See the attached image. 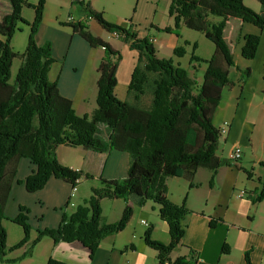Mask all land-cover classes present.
Segmentation results:
<instances>
[{
  "label": "trees",
  "instance_id": "trees-1",
  "mask_svg": "<svg viewBox=\"0 0 264 264\" xmlns=\"http://www.w3.org/2000/svg\"><path fill=\"white\" fill-rule=\"evenodd\" d=\"M7 1L9 10L0 17V262L31 255L43 236H49L55 243L79 241L92 254L106 235L120 232L127 225L133 213V199L137 205H143L146 200L155 203L159 218L168 227L167 243L152 238L151 226L143 234L144 242L156 251V264H195L196 253L191 250L187 258H170V253L181 244L185 234L182 220L190 210L184 202L175 203L168 198L167 180L172 176L183 177L193 187L192 180L199 167L215 172L221 165L230 164L228 158L217 154L222 133L212 118L223 88L233 86L229 68L234 66L242 78L250 74V67L241 69L235 63L233 47L238 40L242 41L239 53L243 59H252L257 53L260 35L243 34L241 25L248 22L264 32V0H257L261 5L259 12L248 8L243 0H169L168 15L175 29L183 25L199 31L214 44L211 56L203 60L206 68L200 81L171 59L159 58L150 36L139 37L136 32L107 21L103 12L91 7L89 1L70 0L84 8L86 16L82 20L69 17L66 24L91 47L104 50L97 65L96 107L90 114H77L72 100L59 92L55 80L49 79V69L55 61L51 44L49 41L38 44L35 39L45 0H38L35 5L26 0ZM23 5L34 9L30 22L21 14ZM90 19L137 52L127 89L129 100H121L114 93L121 54L91 32ZM18 22L29 25L22 53L10 45L13 34L20 29ZM173 52L181 55L184 50L176 46ZM17 55L21 63L10 81L11 64ZM147 92L149 102L143 104L141 100ZM101 126L105 128V135ZM60 144L96 152L124 151L130 163L123 177H99L98 185L91 188L84 203L63 213L56 227L36 229L32 239L28 209L19 206V212L10 220L22 228L23 236L11 249L26 248L17 258H6L7 234L2 220L6 218L4 206L19 158L28 157L36 165L23 180L29 192L43 187L50 176L71 185H77L81 177L92 178L89 173L59 162L56 148ZM212 178L213 175L210 184ZM263 195L264 189L255 193L253 201H259ZM105 197L125 200L116 221L101 219L100 201ZM216 222L217 219L211 218L209 226L213 227ZM228 248L224 242L220 253H227ZM244 259L252 264L248 251L244 252ZM45 264L67 263L50 257Z\"/></svg>",
  "mask_w": 264,
  "mask_h": 264
},
{
  "label": "crops",
  "instance_id": "crops-1",
  "mask_svg": "<svg viewBox=\"0 0 264 264\" xmlns=\"http://www.w3.org/2000/svg\"><path fill=\"white\" fill-rule=\"evenodd\" d=\"M68 1L70 2V0ZM70 4L73 3L70 2ZM250 6L256 9V5L250 3ZM259 10L258 8V12ZM81 18L84 19V16ZM214 19L216 20L217 18ZM92 21V19L88 20L90 28H92V26L94 27ZM180 27L184 26L181 25ZM241 30L243 34L255 33L261 36V33H263L254 24L248 22L242 23ZM67 32L68 31H66V33ZM96 34L99 35V33ZM112 36L116 37L117 35L112 33ZM151 38H153L154 43L156 39L153 36H151ZM45 40L46 39L42 41L38 38L36 42L42 44ZM106 40L112 45L110 39L107 38ZM123 45L128 48L126 43ZM114 48L116 49V47ZM103 55V48L91 47L78 34L73 33L70 35L68 48L65 50L61 61H59V66H55L58 62L57 60L50 66L48 73L49 79L55 80L59 92L72 100L73 107L77 114H90L96 107L97 65ZM128 55L130 56V63L126 67V74L124 76L119 74V66L122 60H119L116 71L117 82L114 86V93L121 100H129L127 89L130 74L137 62V52L135 50H130L128 48ZM235 63L239 65L237 61H235ZM53 65L55 68L58 67V71L54 78L50 77V71ZM233 68L235 67L233 66ZM233 88L234 87L223 88L221 99L217 104L212 118L213 124L217 127H220L223 122L229 121L227 132L221 136V141L223 142L222 148L219 142L217 149V154L222 158H228L229 152L234 146L240 147L238 143L232 145V142H228L230 128L233 127L236 121V113L238 112L237 109H232V104L229 101L230 97L233 96ZM225 90L228 92L227 97ZM87 101L90 102L88 103ZM216 119L217 121H215ZM101 130L103 131V135H105L106 131L103 126H101ZM56 155L61 164L81 170L84 173H89L92 175V178L87 179L81 177L72 198H69L71 184L55 176H50L40 189L29 192L26 190L23 180L36 169V165L28 157L19 158L9 195L4 206L6 218L2 220V224L7 232L6 245H13L23 236L22 228L10 220V218L14 217L19 212V206L22 205L28 209L27 216L31 227L30 238L32 239L36 235V229L56 227L63 213H69L73 211L78 204L84 203L91 194V188L98 185L99 177L107 179L123 177L130 163L128 153L115 149L96 152L81 146L60 144L56 148ZM237 163L238 162L233 163L236 167L221 165L215 172L204 167H199L192 180L195 184L194 187L196 188L198 184L204 187H207V185L210 187L209 180L213 175L212 187L210 188L216 187L217 189L221 188L226 190L227 176L234 169L238 171L237 167H239L240 164L238 165ZM173 177L176 176L169 177L167 180L168 194L169 190L170 192L172 191V189H170V186H172L171 184L179 185V188H176L177 197H174L172 191L169 195V199L173 202H179L181 193L185 191L186 183H188V188L194 187H189L188 180L183 177H178L177 179L179 180H173ZM233 188L232 186L228 202L222 203L224 207H221L222 209L216 213L211 212L209 209L199 211V209L202 208L198 207L200 206L198 194L195 192L192 194V197L186 201L190 211L182 220L185 226V234L181 240V244L170 253L171 259H174L176 256H184L187 258L191 250L202 258V260L196 264H235L232 258L228 259L227 256L220 253L222 244L229 241L232 247H234L237 252L239 251L241 255L238 264H247L244 259L245 251H248L252 264H262L264 257V234L259 235L256 232L250 231V218L245 219L246 212L244 209L246 205H242L243 203H248L249 200L245 199V194L239 197V192H236V197L242 198L240 203L236 204L234 201L236 198L233 195ZM70 201H72L74 205H70ZM131 202L133 208H135V205L137 207H145L148 204L149 213L152 217L151 221L141 218L140 222L143 226L139 228L134 227L130 229L128 223L120 232L106 235L92 254L90 250L79 241H59L55 243L49 236H43L34 245L31 255L11 262L14 264H45L47 259L51 257L67 264H156V251L143 242L142 232L145 226L148 227L150 224H153L155 227H153L152 230V237L167 243L169 241L168 227L166 223L159 218L158 206L151 200L144 206L137 205L133 199H131ZM218 202L217 199V203ZM213 204L214 209H216L218 204ZM100 205L102 209V221L112 222L120 217L125 205V200L123 198L105 197L101 199ZM237 205L240 208L243 207V210H239ZM230 207H234L239 211L238 218L233 215V210H231ZM141 213L142 212H140V214ZM211 218L217 219L213 227L209 226V220ZM142 221H145L146 224ZM245 227L250 229L247 230L248 233L246 235H242L245 233ZM21 248L23 250H13V252L9 254L6 253L5 257L9 259L17 258L24 252L26 247L22 246ZM6 263L8 262H0V264Z\"/></svg>",
  "mask_w": 264,
  "mask_h": 264
},
{
  "label": "rangeland",
  "instance_id": "rangeland-1",
  "mask_svg": "<svg viewBox=\"0 0 264 264\" xmlns=\"http://www.w3.org/2000/svg\"><path fill=\"white\" fill-rule=\"evenodd\" d=\"M26 1L31 5H35L38 0ZM84 1H89L91 7L102 11L104 18L107 21L120 25L131 32H136L139 37L148 35L153 36L156 39L153 46L159 58L171 59L174 64L186 68L191 76H194L199 81L202 79L203 72L206 68V62L203 60L208 59L211 56L214 50V44L199 31L189 29L185 26L175 29L173 27V20L168 15V0ZM7 2V0H0V17L3 13L9 10V3ZM243 2L250 9H253L251 8L250 3L256 5V9H253L256 12H258V8H261V5L257 0H243ZM21 14L27 22H30L34 17V9L23 5ZM83 16L85 17L86 13L84 8L79 4H70L68 0H45L40 25L35 35V39L39 38L42 41L46 39L45 41L50 42L52 56L58 61H56L57 63L55 66H59V61H61L65 50L68 48L70 35L73 34L72 28L66 24V21L69 17L75 20H82L83 18L81 17ZM92 23L94 27L92 26V28H90L91 32L105 41H108L106 40L107 38L110 39L112 45L120 52V60L122 61L119 66V74L124 76L126 74V67L130 63L128 48L123 45L125 42L120 37L112 36V32L101 27L95 20H93ZM18 27L20 29L16 30L13 34L10 45L14 51L22 53L27 44L29 25L27 23L18 22ZM167 27L170 28L169 31L165 30ZM66 31L68 32L66 33ZM96 33H99V35ZM176 46L183 47L184 52L181 55H177L173 52V49ZM241 46L242 41L238 40L233 47V58L234 61H237L240 65L241 69L250 67L249 76L242 78V73H240L239 70H236L233 67L229 68V78L232 81L234 80L232 86L234 87L233 96L230 97L229 101L232 104V109H237L238 112L236 113V121L233 127L230 128L228 142H232V145L235 143L240 145L242 156L237 163L238 165L240 164L239 167H237L238 171L234 169L228 174L226 190L221 188L217 189L216 187L210 188L212 187L210 180V187L208 185L207 187H204L198 184L196 185V188L194 187L195 185L193 186L194 188H188V183H186L185 191L181 193L180 201L175 203L184 202L185 206L188 208L186 201L189 200L195 192L200 199V206L198 207L202 208L199 209V211L209 209L211 212L216 213L222 209L221 207H224L222 203L228 202L232 191L231 188L233 186V195L236 198V200H233L236 204L240 203L242 199L236 197V192H245V199L249 200L248 203H243L242 205H246L244 209L246 212L245 219L250 218L251 229L245 227V233L242 235H246L248 229L262 235L264 234V195L259 201L257 200L254 202L253 198L255 193L264 189V32L261 33L257 53L254 54L252 59L247 60L240 56L239 52L241 51ZM98 48L102 47L98 46ZM20 63L21 57L17 55L11 64L10 81L14 79ZM57 71L58 67L55 68L53 65L50 71V77L54 78ZM225 93L227 97L228 92H226V90ZM87 102L89 103L90 101ZM141 102L143 104H148V92L142 97ZM215 121H217V119ZM219 142L222 148L223 142L221 141V138ZM228 165L236 167L233 162H230ZM173 178V180H179L177 179L178 177ZM171 185L170 189L173 191L171 192L176 198V188H179V185ZM171 192L169 190L168 198ZM217 199L219 201L218 203ZM148 201L149 200H146L142 206ZM213 203L218 204L216 209H214ZM148 206V204L145 207L134 206L135 208H133V213L129 220L130 222H128V227L130 229L143 226L140 222L141 218L151 221L152 217L149 213L150 210ZM230 208L233 210V215L238 218L239 211L234 207ZM237 208L241 211L243 210V207L240 208L238 205ZM140 212L142 213L140 214ZM150 226L152 227V236V230L155 226L153 224H150ZM148 227L145 226L144 231ZM144 231L142 232L143 242ZM226 244L229 248L227 253H223V255L227 256L228 259L232 258L234 263L238 264L241 256L239 251L237 252L229 241L226 242ZM11 246L12 245L10 244L6 245V253L9 254L10 252H13V250H23L21 247L11 249ZM6 264L14 263L8 262ZM262 264H264V257Z\"/></svg>",
  "mask_w": 264,
  "mask_h": 264
},
{
  "label": "built area",
  "instance_id": "built-area-1",
  "mask_svg": "<svg viewBox=\"0 0 264 264\" xmlns=\"http://www.w3.org/2000/svg\"><path fill=\"white\" fill-rule=\"evenodd\" d=\"M152 42H153V38H151ZM229 128V124L228 122H223L220 126V131L222 134H225L227 132V129ZM242 156V152H241V148L240 147H237V146H234L230 152H229V156H228V159L230 162H238V160L241 158ZM76 187L77 185H71V191H70V194H69V198H72L76 192ZM244 195V192L243 191H240L238 193V196H243ZM70 205H74V203L72 201L69 202ZM143 223L146 224L145 221H142ZM195 258V264L200 262L202 260V258H200L198 255H195L194 256Z\"/></svg>",
  "mask_w": 264,
  "mask_h": 264
}]
</instances>
